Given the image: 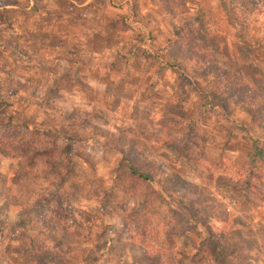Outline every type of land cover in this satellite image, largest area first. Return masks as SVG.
<instances>
[{
  "label": "rangeland",
  "instance_id": "rangeland-1",
  "mask_svg": "<svg viewBox=\"0 0 264 264\" xmlns=\"http://www.w3.org/2000/svg\"><path fill=\"white\" fill-rule=\"evenodd\" d=\"M83 1L0 0V264H264V0Z\"/></svg>",
  "mask_w": 264,
  "mask_h": 264
},
{
  "label": "trees",
  "instance_id": "trees-1",
  "mask_svg": "<svg viewBox=\"0 0 264 264\" xmlns=\"http://www.w3.org/2000/svg\"><path fill=\"white\" fill-rule=\"evenodd\" d=\"M222 1V0H220ZM261 153V149L259 147H255L252 154L250 155V162H254L255 158L257 156H259ZM126 161V167L129 170L130 174L142 179L146 182H150L151 181V177L145 173L142 169H140L139 167H137L133 162L130 161V159H125ZM211 242L210 240L207 241V244L209 245V247L211 246ZM211 248V247H210ZM216 253H218L219 259L221 261V264H227V259H226V253L224 250H221L219 248L215 249Z\"/></svg>",
  "mask_w": 264,
  "mask_h": 264
},
{
  "label": "crops",
  "instance_id": "crops-1",
  "mask_svg": "<svg viewBox=\"0 0 264 264\" xmlns=\"http://www.w3.org/2000/svg\"><path fill=\"white\" fill-rule=\"evenodd\" d=\"M91 3V0H84L81 4H80V6H82V7H86V6H88L89 4ZM7 7L8 6H11V5H6ZM87 19H89L88 17H87ZM90 20V19H89ZM55 23H56V21H55ZM58 23V22H57ZM56 23V24H57ZM70 38V37H69ZM71 39H73V36L71 37ZM74 40H75V42H77V43H79V47L81 48V49H84V41L86 40V38L85 37H83V36H74Z\"/></svg>",
  "mask_w": 264,
  "mask_h": 264
}]
</instances>
